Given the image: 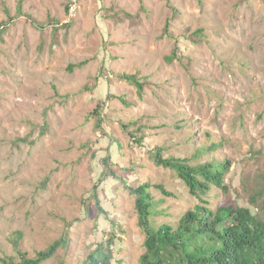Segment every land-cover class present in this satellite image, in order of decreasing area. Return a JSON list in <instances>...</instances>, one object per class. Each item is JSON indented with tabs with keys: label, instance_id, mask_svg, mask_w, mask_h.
Listing matches in <instances>:
<instances>
[{
	"label": "rangeland",
	"instance_id": "rangeland-1",
	"mask_svg": "<svg viewBox=\"0 0 264 264\" xmlns=\"http://www.w3.org/2000/svg\"><path fill=\"white\" fill-rule=\"evenodd\" d=\"M69 3L0 0V254H15L17 231L29 254L65 238L42 264H80L114 232L112 264H138L144 233L118 177L151 183L167 214L156 224L199 203L152 161L155 145L189 157L216 144L191 163L228 159L233 202L260 207L264 0H78L72 14ZM122 74L147 85L139 94ZM130 119L147 133L140 148L120 126ZM202 198L222 199L214 186Z\"/></svg>",
	"mask_w": 264,
	"mask_h": 264
},
{
	"label": "trees",
	"instance_id": "trees-1",
	"mask_svg": "<svg viewBox=\"0 0 264 264\" xmlns=\"http://www.w3.org/2000/svg\"><path fill=\"white\" fill-rule=\"evenodd\" d=\"M19 5V4H18ZM175 53L165 56L171 61ZM71 69V68H69ZM121 77L132 84L140 94L147 81L140 80L135 74H122ZM96 116L95 126L100 127L101 118L99 105L91 111ZM98 116V117H97ZM123 133L139 148L144 146L147 133L143 124L130 119L120 122ZM190 140L192 137H188ZM119 146L120 143L118 142ZM216 144H199L189 157L174 155L163 156V146L147 147L152 161L156 165L173 170L187 187L189 194L198 199L185 210L174 222H154L157 215H167L161 210L157 199L151 192V183L147 180L128 181L127 177L119 176L128 193L133 197L137 224L144 233L142 251L138 264H264V211L263 204L252 206L256 199L251 198L247 206L232 200L231 188L225 182L224 173L229 169L228 159L214 156L201 162L191 163L204 152L214 149ZM108 156L102 160L106 163ZM109 161H107V164ZM136 163V162H134ZM110 165V164H109ZM111 173H113L110 170ZM164 195H171L163 184H153ZM214 186L218 189L221 200L210 207L203 195ZM93 189L96 190L94 185ZM201 201V202H200ZM96 208L107 214L96 195ZM113 226H118L114 218H109ZM115 238L112 232L105 241H100L89 251L80 264H112V252L109 245ZM21 234L15 232L12 237L15 254H0V264H42L54 256L57 248L65 244V238L53 241L46 248L29 254L20 248ZM64 264V263H61Z\"/></svg>",
	"mask_w": 264,
	"mask_h": 264
},
{
	"label": "built area",
	"instance_id": "built-area-1",
	"mask_svg": "<svg viewBox=\"0 0 264 264\" xmlns=\"http://www.w3.org/2000/svg\"><path fill=\"white\" fill-rule=\"evenodd\" d=\"M77 2L78 0H70L69 6H68V12L70 14H72L75 11L77 7Z\"/></svg>",
	"mask_w": 264,
	"mask_h": 264
}]
</instances>
